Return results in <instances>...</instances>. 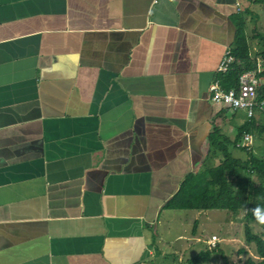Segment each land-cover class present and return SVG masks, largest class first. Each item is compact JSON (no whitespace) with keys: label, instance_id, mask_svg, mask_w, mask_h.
Here are the masks:
<instances>
[{"label":"crops","instance_id":"1","mask_svg":"<svg viewBox=\"0 0 264 264\" xmlns=\"http://www.w3.org/2000/svg\"><path fill=\"white\" fill-rule=\"evenodd\" d=\"M247 6L0 0V264H163L167 247L181 263L187 242L222 240L156 230L184 177L217 164L212 132L233 143L249 122L208 93ZM190 213L228 230L243 212Z\"/></svg>","mask_w":264,"mask_h":264},{"label":"trees","instance_id":"2","mask_svg":"<svg viewBox=\"0 0 264 264\" xmlns=\"http://www.w3.org/2000/svg\"><path fill=\"white\" fill-rule=\"evenodd\" d=\"M246 1L248 6L232 17L235 38L229 53L240 63H232L225 73L219 75V86L224 91L236 90L238 76L245 71L254 70L257 58L264 61V40H261L262 48L259 52H251L246 36L248 21L254 22V9L263 7L264 0ZM258 76L264 77L263 69ZM262 93V88H259L258 100ZM255 129V122L250 118L249 122L237 128L233 143L212 132L209 136L208 153L217 157V164L186 175L177 191L163 205V209L180 211L219 210L233 214L242 211L243 240L247 246L251 245L252 253L245 247L239 248V258L243 257L240 264H264V231L256 233L251 228L252 224L264 227V224L254 219L251 212L257 206L264 208V156L256 157L249 148H236L243 134L254 133ZM234 148L243 153V159L231 157L230 149ZM210 254L211 251L205 247L180 264L208 263ZM223 264L230 263L226 259Z\"/></svg>","mask_w":264,"mask_h":264},{"label":"rangeland","instance_id":"3","mask_svg":"<svg viewBox=\"0 0 264 264\" xmlns=\"http://www.w3.org/2000/svg\"><path fill=\"white\" fill-rule=\"evenodd\" d=\"M254 12H256V19H254V22L251 23L248 21L247 27H246V36L248 40V44L250 47L251 52L260 51L262 48V42L261 40H264V5L263 7H257L254 9ZM262 62V69L264 70V61ZM259 141V143H258ZM259 144V147L257 146ZM250 149H252V153L256 157H263L264 156V128L262 129L261 134L259 137H254L252 140V143H250ZM166 214V213H165ZM169 214L166 217L165 215H161L159 221L161 222L160 225L157 227V235L159 236L160 240L162 242H168L169 239H172L176 235H180L181 237H184L185 239H192L194 234L199 237H209L211 233H214L218 235V237H221V241L219 242L218 247H220L219 250H217V246L213 251L221 252V257L223 256V260L215 261V263L208 264H223V262L227 259L230 264H240V262L243 260V257L239 258L238 250L239 248L245 247L250 253H252V247L251 245H246L243 240V224L244 220L242 218L243 213H239L235 216V219H233V223L229 225L230 227L228 230L227 228V221H219L220 224L216 223H207L205 225L200 226H192L191 221L187 220H181L187 217L192 218V214L190 211H172L167 213ZM225 214V213H221ZM220 219H223L221 217ZM200 221V220H198ZM252 231L259 233L260 231H264V227L262 225H251ZM157 237V236H156ZM192 237V238H191ZM191 241V240H190ZM180 242H175L172 247H176ZM183 243V242H181ZM180 243V244H181ZM188 244H193L196 249H187V251L184 253L179 251L177 252V257L180 259L183 258L184 260L187 258H190L194 256L198 251H201L203 249V246L200 244H196L195 242H187ZM171 248H163L162 251L166 253H170L166 256L165 259H162L163 264H180L177 263L176 257L171 254ZM182 261V260H181ZM161 264V263H160Z\"/></svg>","mask_w":264,"mask_h":264},{"label":"built area","instance_id":"4","mask_svg":"<svg viewBox=\"0 0 264 264\" xmlns=\"http://www.w3.org/2000/svg\"><path fill=\"white\" fill-rule=\"evenodd\" d=\"M239 64V60H234L228 51L224 52L220 63L217 66L216 73H225L230 65ZM261 60H255V69L241 73L237 80V89L222 90L219 87L218 81L215 80L208 87L209 100L216 105L227 106L232 111H243L247 119L253 118L254 112L264 114V78H260L258 74L261 72ZM262 79V83H261ZM262 88L261 99H257V92ZM251 143V136L243 134L241 142L236 145V148L248 149ZM218 240L215 236H210L206 241V246L209 251L215 249Z\"/></svg>","mask_w":264,"mask_h":264},{"label":"clouds","instance_id":"5","mask_svg":"<svg viewBox=\"0 0 264 264\" xmlns=\"http://www.w3.org/2000/svg\"><path fill=\"white\" fill-rule=\"evenodd\" d=\"M252 215L254 219L260 223L264 224V208H261L259 206L251 209Z\"/></svg>","mask_w":264,"mask_h":264},{"label":"water","instance_id":"6","mask_svg":"<svg viewBox=\"0 0 264 264\" xmlns=\"http://www.w3.org/2000/svg\"><path fill=\"white\" fill-rule=\"evenodd\" d=\"M261 83H262V79H261Z\"/></svg>","mask_w":264,"mask_h":264}]
</instances>
